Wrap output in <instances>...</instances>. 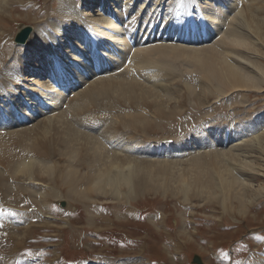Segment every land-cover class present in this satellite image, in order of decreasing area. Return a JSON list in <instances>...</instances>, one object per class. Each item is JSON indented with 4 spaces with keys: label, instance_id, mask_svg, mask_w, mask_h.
Segmentation results:
<instances>
[{
    "label": "rangeland",
    "instance_id": "374dc122",
    "mask_svg": "<svg viewBox=\"0 0 264 264\" xmlns=\"http://www.w3.org/2000/svg\"><path fill=\"white\" fill-rule=\"evenodd\" d=\"M128 1L107 0L108 8L114 5L110 9L111 15H121L119 12L124 10V3ZM176 1L133 0V8L128 11H138L141 7L140 15L145 16L143 23L146 19L143 31L141 25L139 29V25L130 24V20L122 25L123 18L115 33L120 34L121 31L124 39L129 36L133 42L137 39L136 34L146 32L148 36L152 33V38L154 33L159 34L165 27L172 32L179 31V34H193L199 26L192 30L189 22L187 28L185 23L183 26L176 24L178 30L165 25L166 16L171 14L168 8ZM194 1L203 3L201 8L205 13L210 12L211 4L215 2ZM66 2L69 0H0V99L4 97L3 100L8 101L4 107L6 110L0 112V264H193L195 256L201 257L205 264H264V121L257 122L254 115L255 112L264 115V85L259 86L258 91H250L221 84L219 79L207 81L196 65V60L208 55L213 57L214 52L217 59L233 56L225 47L220 51L213 49L224 38L233 49V36L229 35V30L243 24L246 19L256 38L245 35V27L238 32L248 39L252 46L250 57L258 58L256 62L264 70V38L261 39L264 35L258 39L256 31L258 26L264 32V0H250L249 9L244 1L241 8L236 4L238 0H220L215 12L221 13L207 29L208 39L196 38L190 43L163 41L176 49L177 55L181 52L179 58L173 52L174 56L170 54L171 59L169 56L166 59V63L170 61L166 64L169 66V71L165 70L167 74L160 72L158 78L146 76L136 92L114 90L100 98L95 96L98 99H90L91 103L90 100L88 103L81 100L88 106L78 101L85 97L81 94L89 89L84 85L86 78L92 77L100 68L96 70L99 64L94 58L87 65L71 60L72 56H78L79 49L59 51L66 60L61 66L48 56L44 57L45 75L41 79L30 74L38 68L40 58L43 60L41 53L37 52L46 44L48 36L60 41L61 37L55 38L58 31L52 23L60 25L63 30L65 23L61 14H68L70 20L83 14L93 18L94 8L99 11L102 10L100 6L107 5L96 2L94 8L86 5V8L76 11L75 7L66 8ZM197 6L190 7L195 10ZM155 9L158 10L156 14ZM240 9L243 12L237 15ZM254 12H257L258 20L256 16L254 19L251 17ZM209 15L205 14L206 18L201 19L207 21ZM241 16H244V21ZM20 25L38 31L26 46H18L14 42ZM126 29H130L129 35ZM38 35L42 40L37 41ZM140 38L142 36L137 41ZM70 43L69 46L74 47L76 42ZM120 45V50H125L124 59L130 58L131 49L142 48L132 47L125 40ZM208 48L210 50L205 51ZM197 51L203 53L195 59ZM110 56H103L104 61L108 62ZM69 65L71 70L65 73ZM48 67L58 73L56 81L48 76ZM125 68L122 66L115 73L121 76ZM154 68L160 71L159 67ZM116 69L107 66L104 77H116L113 73ZM80 70L86 71L85 75L80 76ZM242 73L260 84L249 69H242ZM35 78L42 86L34 84L32 87ZM77 79L82 82H76ZM95 86L96 92L107 89L105 85ZM52 89L58 96H52ZM74 104L79 107L75 108ZM80 104L84 108H80ZM0 105L4 103L0 102ZM45 105L48 106L45 108ZM24 114L27 117H22ZM228 129L233 130L236 137L230 145L212 144ZM135 143L141 147L150 144L152 148L162 144L164 153L149 158L139 153L130 154L131 159L122 163V170H111L109 179L117 183L120 178L123 185L125 178L129 177L134 182L151 175L161 177L159 169L164 166L162 168H166L168 176L154 179L161 184L165 182L166 190L172 193L162 196L160 193L141 192L131 200L124 197L116 201L106 194L98 196L96 187H87L92 171L97 172L100 168L95 149L110 153L119 145L130 149ZM150 145L145 149L137 146L136 151L149 150ZM125 147L122 148L125 150ZM230 163L238 165L237 178H241L245 185L247 183L243 191L246 196L244 213H240L238 204L232 206L231 200L225 204L229 207L225 212L214 194L210 196L213 197L211 203H204L201 196L195 198L191 192L195 177L193 164H199L201 170L206 167L207 171L202 176L205 184L209 176L221 172L219 168L224 167L222 171L229 169ZM148 170L157 172L149 174ZM70 171H75V174H70ZM184 184L190 187L187 201L181 190ZM85 188L89 189L87 199L78 195V189ZM90 192L96 195L92 193L89 197ZM63 202L66 203L65 208L62 207Z\"/></svg>",
    "mask_w": 264,
    "mask_h": 264
},
{
    "label": "bare ground",
    "instance_id": "6f19581e",
    "mask_svg": "<svg viewBox=\"0 0 264 264\" xmlns=\"http://www.w3.org/2000/svg\"><path fill=\"white\" fill-rule=\"evenodd\" d=\"M243 1L246 3L247 9H249V6L251 5L250 0L249 1L248 0H238V2L236 3L237 6L239 5V7L242 8V5L240 6V4ZM252 1H254V0H252ZM12 2L14 3V1H12ZM96 2H100L102 4L107 3V5L104 7L100 6V7H102V10L95 11V8L93 6H94V3H96ZM162 3L163 2H161V4ZM86 5H90L91 7L94 8L93 18H89L90 15L86 16L85 14H83L81 17L75 18L74 20H70L68 14H61V18L63 19V22L65 23L63 30H62L60 25L52 23L58 31L56 33L58 36H56L55 38L61 37V39H60V41H56L54 39H51L48 36V39H46V44H44L43 47L39 48V50L37 52V54L41 53V55L43 56V60H42V58H40L41 63L38 64V68H34V71L30 72L31 75L36 74V76H37L36 78L41 79L43 77V75H45V71H44L45 67H44V63H42V62H44V57L48 56L52 62L61 66L62 61H66V60H64L63 54H60L59 51H61V53H64V50L67 48H71L72 50H78L79 49V53H78V51L77 52L75 51V53H78V56L74 55V56H72L73 59H71L76 64L84 62L87 65V63L90 62L91 60H93V58L97 59V61H95V62L99 65H98V67H96V70L98 68H100V70L97 72L95 71V73H93L94 75L92 77L86 78L84 85L89 86V89L85 91V94H81L85 97H81L80 100L78 101L79 103L81 100H83V101L85 100L87 102V100L89 101L90 99H94L95 96H99V98H100L101 95L107 94L108 92L111 93L114 90L115 91L120 90L122 93L136 92L137 89L140 88V86H142L141 81L144 78L146 79V76H151L154 78L160 77L161 76L160 72L166 73V71L169 69V66L166 65L167 63H170V61L166 63V59L168 58V56L170 54L173 56H174V54H175V56L177 55L176 54L177 52H175L176 49L171 48L169 45H166L165 42H163V41H176V42H189L190 43L191 41L194 42L193 39H196V38H197V40L205 41L206 39H208L210 37V34L207 36V29L210 27L211 23H215V20L217 19V17L220 16V13H221V11L215 12V10L217 8H219L217 6L220 5V0H215V2H213L211 4L212 7L209 10L210 11L209 13H205L202 10L201 7H203V3H199V2H196L194 0H177L173 6H170L168 8L171 10V14H168V16H166V19L164 20V22L166 23L165 25L172 26L170 28L174 29L176 24L177 25L182 24V26H183V23H185L186 28H187V25L189 24L190 28H191V26L193 27V28H191L192 30L194 28L195 29L198 28L200 31L197 29V31L194 32L193 34L192 33L189 34V32H188V35H186V33L179 34L178 33L179 31L178 32L177 31L172 32V29H168L167 27H165L167 29L161 28L162 29L161 32L159 34L154 33L152 38H151L152 33H149V35L147 36L146 32H143V34H141V32H140L139 34H141V35L136 34V37L138 39V37L142 36V38H140L139 41H137V39H134L135 42H133L132 38L129 36H128L129 38L126 37V39H124L125 35L121 34V31H120V34H119V32H118V34H116L117 30H118L117 24L123 18H124V21H122V25L126 21L130 20L129 21L130 24L139 25V29H140V25H141V30L144 28L146 19L143 23L144 14H143V16L140 15L141 7H139V9L137 8L138 11H136V10L135 11H128L129 9L133 8V5H134L133 0H129L128 2H126V4L124 3V10H120L119 13H121V15H119L117 17H113L111 15L110 9H112L114 5L110 8H108L109 3L107 2V0H102V1L101 0H81V1L76 0L75 2H73V0H69V2H66L64 4V6L66 8L75 7L76 11L86 8ZM110 5H111V3H110ZM191 5H193V6L198 5L197 9L192 10V8L190 7ZM152 9H154V7ZM237 10H239V9H237ZM155 11L156 12L154 14L158 13L157 9H155ZM253 11H255V10H253ZM262 11L260 10V12H262ZM98 12H100V14L96 15V13H98ZM113 12H112V14H113ZM222 12L224 13V10H222ZM232 12H234V11H232ZM242 12H243L242 9H240V11L238 12L237 15L241 14ZM247 12L249 13V15H251L249 10ZM91 13H92V11H91ZM114 14H116V13H114ZM205 14L211 15V16L209 15L207 21L202 20L203 18L204 19L206 18ZM256 14H257V12L255 13V15H253V13H252L253 16H251V17L254 19L255 18L254 16H256L255 19H257L258 15H256ZM125 15H127V16L124 17ZM120 16H121V18H119ZM161 16H160V18H161ZM203 16H205V17H203ZM114 19L115 20L117 19L118 21H114ZM241 19H242V21H244V16H241ZM160 21H162V19ZM187 22H189V23L187 24ZM208 22H209V24H208ZM162 24H164V23H162ZM197 26H199L200 28ZM261 26H262V24H261ZM241 27L247 28L243 31L245 33V35L250 36L252 38H256L254 36V35H256L254 29L246 23V19H245L243 24L240 23L234 29L229 30V35L233 36V44H234L233 49H231V45L226 41L225 38H224V40L217 42L215 44V49H213L214 51H220L222 48L225 47V48L229 49V51L231 52V54L233 56H231L225 60L217 59V57L215 56V55H217V53L214 52L215 55L213 57L208 55L206 57L199 58L198 60H196V65L201 69V71L204 74V77L207 81H214L216 79H219L221 84H227V85L234 87L236 89H245L246 88L247 90H250V91H254V90L258 91V90H260L259 86L264 85V70L260 66H258V64H257L256 61L259 60L258 58H251L250 57V51L252 49V46H250L248 39L246 37H244V35L241 32H238V29H241ZM175 28H177V27H175ZM261 28H259L258 26L256 28L258 39L264 35V32ZM115 29H117V30H115ZM129 30L130 29L127 30L128 31V33H126L127 35H129ZM177 30H178V28H177ZM192 30L190 32H192ZM212 30L210 31L211 33H213ZM214 30H215V28H214ZM37 32L38 31H36L34 29L32 35L30 37V40L34 36V34H36ZM225 33H226V31L223 34H225ZM41 37H42L41 35H38L37 41L39 39L42 40ZM145 37H148V38H145ZM149 38H151V39H149ZM263 38L264 37H262L261 39H263ZM30 40H29V42H30ZM122 40L127 41L128 44L132 45V47H141L142 46V48H138L135 50L131 49L130 51L132 53H131V55H129L130 58L127 57V59L126 58L124 59L123 54H125L124 53L125 50L122 51L119 48V47H122V45H120ZM148 41H151V42L146 43ZM29 42H27V43H29ZM70 42H76V43H74V45L77 48H74L75 46L73 47V45H71V47H70L69 46ZM156 42H160V43L163 42V43L157 45V44H155ZM144 43H146V44H144ZM153 44H155V45H153ZM145 45H149V46L144 47ZM52 48H54V49H52ZM263 48H264V46H263ZM98 50H101V53L98 52ZM209 50H210V48L206 49L205 51H209ZM179 51H181V50H179ZM30 52L31 51L29 50V53ZM173 52H174V54H172ZM106 53L109 54V56L111 55L108 62L104 61V59H103V56H107ZM179 53H181V52H178V55H179ZM200 53H203V52L197 51L196 54L194 53L193 58L197 59L200 56ZM178 55H177V57H178ZM58 56H60V58ZM132 56H133V58H132ZM100 58H102V61H100ZM131 58H132V60L130 61ZM170 59L171 58L169 56V60ZM103 62L105 63V65L102 66L101 63H103ZM109 65L111 67L117 68L115 71H113V73L118 72V70L122 66L123 67L126 66V68L124 69L125 70L124 74L121 76H118L115 73L116 77L115 76H111V77L107 76L108 78L104 77V75L106 74V68ZM69 67H70V65L66 67L65 73L70 72L69 70H71V69ZM154 67H156V68L159 67L160 71L156 70ZM166 67H168V68L166 69ZM241 68L244 70L249 69L250 74L253 77H255L256 80L260 84L257 85L255 82H252L248 77H246L242 73ZM47 69H49V75L48 76L49 77L52 76V78H54L53 81H56V75L58 74L56 72V70H54L52 67H50V68L48 67ZM30 70H31V68L29 67V71ZM85 73H86V71L80 70V76L85 75ZM101 75L103 76L102 79L100 78ZM96 76H97V78H96ZM36 78L34 79V81H32V87L34 86V84H38V85L42 86L40 80L36 81ZM92 79H93V81H91ZM95 79H97V80H95ZM78 81L80 83L82 82L81 80L77 79L76 82H78ZM103 81L106 83L102 84ZM143 81H145V80H143ZM120 82H121V84H120ZM109 83H111L110 88H108ZM75 84H77V83H75ZM95 85H99V86L105 85L107 87V89H111V91L107 90V89L106 90L99 89L98 90L99 92L98 91L96 92V91H94L95 88H97V86H95ZM113 85H115V86L112 90ZM53 87H56V86H53ZM102 88H103V86H102ZM84 89H87V88H84ZM55 91L56 90H54V89H52L50 91L51 94H53L52 96H54V95L58 96L57 94H55L56 93ZM93 91L95 93H93ZM95 98H97V97H95ZM3 99H4V97H1V99H0V102L4 103L3 106L0 105V112L6 110L4 107H7V103H8L7 100L5 101ZM50 101L52 102L53 99H50ZM83 101H81V104L84 106L85 104L82 103ZM90 103H91V100H90ZM81 104H80V108L83 107V106H81ZM47 106L48 105H45V108ZM77 106H76V104H74L75 108H77ZM85 106H88V105H85ZM1 109H3V110H1ZM257 113L256 112L254 113V115L256 114L255 120H258L257 122L264 121V115H261V114L257 115ZM26 115L27 114H24V115H22V117H24ZM30 117H31V119L34 118L33 116H30ZM28 119H30V118H28ZM143 119H145V118H143ZM233 132L234 131L231 129L226 130L222 136H219V138H215L212 141V144H215L217 146H224V144L227 143L230 145V142L235 137L233 135ZM81 139H83V138H81ZM79 142H81V140ZM123 144H121V145H123ZM149 145H145V146L141 147L139 145V143L138 144L135 143L132 146L129 145V146H131L130 149H127L128 146H127V148L125 146H122V147H125V150L122 147H119L120 146L119 145L115 148V150L113 152H110V153H108L107 151L103 153V152H101V150L99 151V150L95 149L97 160L100 163V168L97 170V172L92 171V175L90 177V182H89L87 187H96L98 196L104 197L106 194L107 197L113 198L116 201H120L124 197H127L129 200H131V199H133L134 196H136L138 193L140 194L141 192H142V194L144 192H148V193H152V194H159L160 193L162 196H166L168 194V192L169 193L171 192L170 190L169 191L166 190V188H168V186L167 187L164 186L165 182L161 184V183H159L160 181L156 182V180L154 179L157 177L159 178L160 176L154 177L153 175H151L148 178H146V177H143L142 179L138 178L139 180L145 181L144 184H142L139 180H136L134 182V180L132 178H131L132 180L129 179L130 177L127 180L125 178V181H124L125 183L123 185H122V180H120V178H118L117 183H115V182L113 183V179L112 180L109 179L110 178L109 175L111 173V170H113V168H115V169H117V172H118L119 171L118 169H120V167L124 166L122 163L126 162L127 159L130 158V156H131L130 154L139 153L141 155L143 154V156L148 157V158L149 157H157L158 155L162 156V154L164 153L163 152L164 148L161 147L162 144H160V145L158 144L159 146L157 145V147H155V148H152V146L150 145L151 149L146 150V151L143 150V152H141L140 150L138 152L136 151L137 146H140V149H142L144 147L149 148L148 147ZM164 146H165V144H164ZM168 147L170 148V146H167V148ZM167 148L165 147V149H167ZM184 150H186V148ZM179 152H181V151L179 150ZM74 157H75V155H74ZM24 163H21V165H23ZM141 163H142V161H141ZM116 164H118V166ZM132 165H133V163H132ZM193 166H195V167H193L195 177H194V181L192 182L191 192L193 194H195L194 195L195 198H199V196H201L202 201L204 203H208V202L211 203V200L213 197L210 198V196L214 194L213 196H215L217 198L216 202L218 204H220V206H222V208L225 212L229 210V207H226L225 204L228 202V200H231L232 206L235 204H238V206L240 207V213H244V209H246L245 208L246 196H245V192H243V191L245 189L244 186H246L247 183L245 185V183L243 182V180L241 178H237L236 172L239 171V169L237 168L238 165H233V163L232 164L230 163L229 169L227 168V170L225 169L224 171L221 170L222 167L219 168L218 171H221V172L216 173L217 175L213 176V177L207 176L209 181L205 184L202 183V176L207 171L206 167L203 166V170H201V169H199V164H193ZM8 167L10 168V166H8ZM19 167H24V166H19ZM135 167H137V166H135ZM162 167H164V166H162ZM162 167H161L162 170L159 169V172L161 173V177H162V175H163V177L165 175L168 176V174H167L168 171L166 170V168H164V170H163ZM152 169H153V167H152ZM222 169H224V167ZM120 170H122V169H120ZM138 170H139V168H138ZM142 170H145V169L143 168ZM153 171H156V170H153ZM153 171H149L148 173L150 174V172H153ZM72 172H74V174H75V171H70L69 173L71 174ZM132 172L135 173L134 170H132ZM156 172H155V174H158ZM137 173L141 174L140 171H138ZM145 173H146V170H145ZM70 174H68L69 177L71 176ZM112 174H114V171ZM129 174H131V173H129ZM180 176L181 175H179V177ZM127 177H128V175H127ZM161 177L159 179H161ZM181 178H182V176H181ZM165 179L166 178H164V180ZM167 179H166V181H168ZM177 179H178V177H177ZM110 180H111V183H109ZM129 180H131V181H129ZM106 181H107V183H106ZM161 182H163V181L161 180ZM127 183H132V184L128 185ZM125 184H127L128 186ZM189 189H190V187L188 186V184H184L183 188L181 189L183 194L185 195V201H187L188 197L190 196L189 195ZM105 191H106V193H105ZM88 192H89V189L86 190V188L84 190L78 189V195L80 194V196L82 198H85V199H87ZM92 193L96 195V193L90 192L89 197L91 196ZM216 194H218V195L216 196ZM59 199L61 200V198H59ZM182 201H183L182 203H184V200H182ZM19 219H20V217H19ZM10 233L12 234V232H10Z\"/></svg>",
    "mask_w": 264,
    "mask_h": 264
},
{
    "label": "water",
    "instance_id": "95a60500",
    "mask_svg": "<svg viewBox=\"0 0 264 264\" xmlns=\"http://www.w3.org/2000/svg\"><path fill=\"white\" fill-rule=\"evenodd\" d=\"M33 33V28L32 27H25V26H21L19 27V31L16 35L15 38V43L18 46H24L26 45V43L30 40V37ZM62 207L65 208L66 207V203H62ZM193 264H205L202 260L201 257L199 256H195L193 259Z\"/></svg>",
    "mask_w": 264,
    "mask_h": 264
}]
</instances>
